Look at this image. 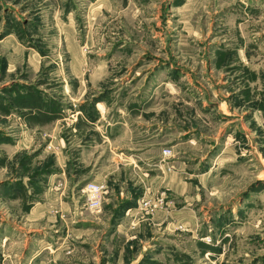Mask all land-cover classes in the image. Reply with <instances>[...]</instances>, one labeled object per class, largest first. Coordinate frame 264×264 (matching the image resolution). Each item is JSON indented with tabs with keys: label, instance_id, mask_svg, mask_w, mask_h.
<instances>
[{
	"label": "rangeland",
	"instance_id": "1",
	"mask_svg": "<svg viewBox=\"0 0 264 264\" xmlns=\"http://www.w3.org/2000/svg\"><path fill=\"white\" fill-rule=\"evenodd\" d=\"M0 264H264V0H0Z\"/></svg>",
	"mask_w": 264,
	"mask_h": 264
},
{
	"label": "built area",
	"instance_id": "2",
	"mask_svg": "<svg viewBox=\"0 0 264 264\" xmlns=\"http://www.w3.org/2000/svg\"><path fill=\"white\" fill-rule=\"evenodd\" d=\"M106 185L96 181L88 182L83 188L86 204L93 212H100L106 199Z\"/></svg>",
	"mask_w": 264,
	"mask_h": 264
},
{
	"label": "crops",
	"instance_id": "3",
	"mask_svg": "<svg viewBox=\"0 0 264 264\" xmlns=\"http://www.w3.org/2000/svg\"><path fill=\"white\" fill-rule=\"evenodd\" d=\"M98 104H103V105H104V103L101 102V101H98V103L96 104V106H97V110L101 111V113L104 112V110H105V105L103 106V109H99ZM103 116H104V114L102 113V117H103ZM97 182H98V181H97ZM99 183H100V182H99Z\"/></svg>",
	"mask_w": 264,
	"mask_h": 264
},
{
	"label": "bare ground",
	"instance_id": "4",
	"mask_svg": "<svg viewBox=\"0 0 264 264\" xmlns=\"http://www.w3.org/2000/svg\"><path fill=\"white\" fill-rule=\"evenodd\" d=\"M101 104H98V107L100 106Z\"/></svg>",
	"mask_w": 264,
	"mask_h": 264
}]
</instances>
